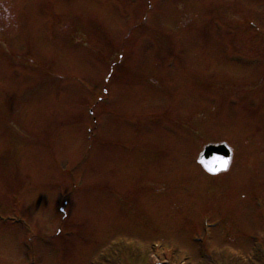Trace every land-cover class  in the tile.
I'll use <instances>...</instances> for the list:
<instances>
[{
  "label": "rangeland",
  "instance_id": "1",
  "mask_svg": "<svg viewBox=\"0 0 264 264\" xmlns=\"http://www.w3.org/2000/svg\"><path fill=\"white\" fill-rule=\"evenodd\" d=\"M110 1L0 0V264H264V0Z\"/></svg>",
  "mask_w": 264,
  "mask_h": 264
},
{
  "label": "water",
  "instance_id": "2",
  "mask_svg": "<svg viewBox=\"0 0 264 264\" xmlns=\"http://www.w3.org/2000/svg\"><path fill=\"white\" fill-rule=\"evenodd\" d=\"M223 160H229V150L222 145L214 146L209 145L204 149L203 155L200 161L206 167L207 171L208 168L216 169V173L221 171L220 163ZM212 173V172H210Z\"/></svg>",
  "mask_w": 264,
  "mask_h": 264
},
{
  "label": "snow or ice",
  "instance_id": "3",
  "mask_svg": "<svg viewBox=\"0 0 264 264\" xmlns=\"http://www.w3.org/2000/svg\"><path fill=\"white\" fill-rule=\"evenodd\" d=\"M221 164H222L221 169L226 171L227 167H228V164H229V161L228 160H223V161H221ZM208 171L212 172L213 174H215L217 170L214 169V168L209 167Z\"/></svg>",
  "mask_w": 264,
  "mask_h": 264
},
{
  "label": "flooded vegetation",
  "instance_id": "4",
  "mask_svg": "<svg viewBox=\"0 0 264 264\" xmlns=\"http://www.w3.org/2000/svg\"><path fill=\"white\" fill-rule=\"evenodd\" d=\"M1 10H4V6H2V5L0 4V11H1ZM148 154H150V151L148 152ZM139 156L144 157L145 154H144V155H139ZM155 157H156V156H155Z\"/></svg>",
  "mask_w": 264,
  "mask_h": 264
},
{
  "label": "clouds",
  "instance_id": "5",
  "mask_svg": "<svg viewBox=\"0 0 264 264\" xmlns=\"http://www.w3.org/2000/svg\"><path fill=\"white\" fill-rule=\"evenodd\" d=\"M222 166V164L220 163V167Z\"/></svg>",
  "mask_w": 264,
  "mask_h": 264
}]
</instances>
